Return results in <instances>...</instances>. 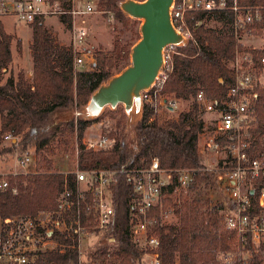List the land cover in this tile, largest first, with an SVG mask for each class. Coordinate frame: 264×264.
I'll return each mask as SVG.
<instances>
[{"label":"trees","instance_id":"trees-1","mask_svg":"<svg viewBox=\"0 0 264 264\" xmlns=\"http://www.w3.org/2000/svg\"><path fill=\"white\" fill-rule=\"evenodd\" d=\"M121 1L98 0L97 7L113 12L119 22L126 23L130 19L125 18L120 11L118 5ZM239 4L264 6V0H239ZM204 19L202 13L188 15L191 26L197 21L202 23L195 26L193 31L196 44L189 42L176 48L179 55L174 57V69L164 86L165 94L170 97L194 99L197 91L203 90L209 98L218 99L222 97L225 86L231 82L232 73L228 69V62L234 56L235 41L226 25L210 28L206 26L209 20L204 22ZM69 21V18L61 19L66 27ZM30 28V86L18 84L12 75L4 83L0 80V131L10 132L17 137L16 144L0 148V159L14 151L23 153L34 150L37 171L9 178L17 194L14 195L11 189L0 191V247L5 238L6 219L58 211L61 193L65 186H74V175L54 171L48 156L54 142L66 151L69 146L68 135L76 134L79 148L76 163L79 170L116 172L110 185L114 222L107 230L96 232L93 249L89 247L84 250L83 261L90 260L93 263L99 260L98 264L138 262L141 252L131 240L128 229L129 203L134 197L131 171L148 167L151 159L157 157L163 169L195 170L187 196H181L177 201L174 188L171 187L169 196L164 200L166 207L174 209L179 223L169 228H155L160 238V264H221L216 256L234 251L237 245L235 234L221 225L219 210L223 202L211 206L199 199L203 190L219 188L214 181V173L203 171V157L198 146L202 122L198 118L195 101L188 111L160 122H147L143 109L132 131L127 126L122 105H118L116 109L109 110L112 116L119 115L116 146L108 152L84 150L80 139L88 126L100 117L82 119L76 116L66 120L61 131H58V126L50 124L51 117L56 112L78 110L84 105L93 90L115 75V68L120 72L129 64L132 44L125 46L116 40L110 52L105 53L101 49L95 51V63L90 71L75 70L70 49L54 43L44 26V19H36ZM12 41L13 37L0 24V76L1 70L12 62ZM260 93L259 128L264 131V90ZM261 188L262 184L257 185L256 191L259 192ZM81 215L84 223V210ZM55 238L71 245L62 235L57 234ZM104 239L114 241L103 243ZM35 258L37 264H77L79 255L76 250L67 248L62 254L55 251L37 252ZM250 263L264 264V259L253 256Z\"/></svg>","mask_w":264,"mask_h":264},{"label":"built area","instance_id":"built-area-1","mask_svg":"<svg viewBox=\"0 0 264 264\" xmlns=\"http://www.w3.org/2000/svg\"><path fill=\"white\" fill-rule=\"evenodd\" d=\"M77 4L78 0H0V24L3 27L2 21L10 19L30 28L36 19L56 17L61 22L64 17L69 18L67 30L71 37L73 68L92 69L94 56L85 51L87 31L77 25L76 19L90 15L111 18L112 13L98 11L88 2L82 8ZM197 13L204 14V22L216 20L221 26L226 25L235 41L234 56L228 62L232 78L222 97L209 98L199 90L193 99L198 113L208 116L199 118L202 127L198 146L203 171L214 173V181L224 198L219 210L221 225L235 234L237 245L234 251L219 253L216 259L221 264H251L253 256L264 259V131L259 128L258 114L260 91L264 90V6H242L239 0H173L172 26L186 44H196L193 31L202 22L191 26L188 15ZM176 48L173 45L164 48L162 68L154 84L141 93L142 112L144 109L147 122L170 119V114L178 109L179 99L164 92L166 80L174 69V57L179 55ZM117 141V127L109 116L92 122L90 131L80 139L84 150L94 152H108ZM16 142L15 135L0 131V148ZM78 151L76 144V155ZM35 163V152L15 151L11 168L0 172V191L11 189L17 194L9 178L34 173L30 167ZM194 172L192 169H163L157 157L151 159L148 167L131 171L134 197L129 203L128 229L141 256H151L154 264H160V238L155 228L163 227V222L174 215V209L166 207L164 200L171 187L177 201L187 196ZM71 174L74 186H65L58 200V211L4 221L7 228L0 247V264H37V252L62 254L67 248L77 251V264H90L83 261L86 249L83 246L90 236L95 237L96 232L107 230L114 222L110 185L116 172L79 170L76 164ZM259 184L262 188L257 192ZM57 234L71 245L56 239Z\"/></svg>","mask_w":264,"mask_h":264},{"label":"rangeland","instance_id":"rangeland-1","mask_svg":"<svg viewBox=\"0 0 264 264\" xmlns=\"http://www.w3.org/2000/svg\"><path fill=\"white\" fill-rule=\"evenodd\" d=\"M98 0H78V7L82 8L86 2L90 3L95 7L96 10L101 11L97 7ZM139 1V0H137ZM111 18L105 17L104 15H90L87 17H83L81 19H76V23L79 26H83L87 31V38L85 41L86 47L85 51L94 56V53L97 49H101L103 52L108 53L112 50L113 44L116 40L120 42L121 45L129 46L130 44H134L135 38L139 39V21L130 19L127 20L126 23L119 22L113 12H111ZM4 31L13 37L12 45H11V53H12V62L5 68L1 70L0 80L2 83L12 75L15 81L22 86H30L31 78H32V57L30 51V45L32 41V30L31 28L25 26L22 23H18L16 21L10 19H4L2 21ZM45 28L50 32L54 43L57 46H62L65 48H69L70 44V34L66 27L60 19L56 17H48L44 20ZM206 26L210 28H219L221 27L220 23L216 20H211L206 23ZM131 45V46H132ZM131 48V47H130ZM130 53V52H129ZM94 59V57H93ZM95 61V59H94ZM129 62V61H128ZM82 68V69H81ZM80 70L90 71L91 67H80ZM119 72L118 68L114 69V73L117 74ZM22 76V78H20ZM193 102V98L179 100L178 109L170 114V118H175L178 116L180 112H186L191 109V105ZM118 106V105H117ZM117 108V107H116ZM115 108V109H116ZM79 110V109H78ZM77 109L73 110H63L60 112H56L51 117L52 123L51 125L58 126V131H61L63 128V124L66 120L72 119L76 117ZM110 108L105 107L103 111L100 113L98 117L109 116L113 119V122L117 123L119 119V115L115 117L111 115L109 112ZM112 110V109H111ZM114 110V109H113ZM141 117V116H140ZM207 118L208 116H203L198 113V118ZM206 124H209V121L206 120ZM117 127V126H116ZM133 127V126H132ZM90 131V125L85 130L84 134ZM118 131V129H117ZM69 146L68 149L62 150L60 147L56 145V142L53 143L52 149L49 153L48 158L52 163V167L54 171L61 172L63 174H71L76 168V144L77 137L76 134L68 135ZM10 147V146H4ZM31 152H35L31 150ZM14 152L5 154L2 159H0V172L6 171L11 168L12 157L14 156ZM36 154V153H35ZM37 156V155H36ZM30 169L34 172L37 171V163L31 165ZM199 199L203 204L215 205L219 202L223 201V194L218 190H203L202 195L199 196ZM179 223V217L175 214L170 218L163 222V226L166 228L177 226ZM96 238L94 236H90L88 242L83 246L84 249L92 247ZM87 262H90L87 261ZM99 260L94 261L90 264H98ZM136 264H154L151 256H141Z\"/></svg>","mask_w":264,"mask_h":264},{"label":"water","instance_id":"water-1","mask_svg":"<svg viewBox=\"0 0 264 264\" xmlns=\"http://www.w3.org/2000/svg\"><path fill=\"white\" fill-rule=\"evenodd\" d=\"M173 0H123L119 9L124 16L139 21V39L131 46L129 64L90 94L76 113L82 119L97 118L105 107L122 105L127 126L139 120L142 113L141 93L148 90L158 76L166 46L183 47L185 40L172 26L170 8ZM114 240H103L111 243Z\"/></svg>","mask_w":264,"mask_h":264}]
</instances>
